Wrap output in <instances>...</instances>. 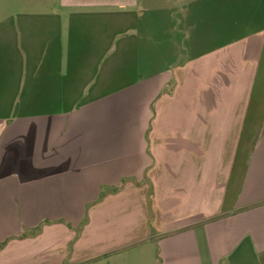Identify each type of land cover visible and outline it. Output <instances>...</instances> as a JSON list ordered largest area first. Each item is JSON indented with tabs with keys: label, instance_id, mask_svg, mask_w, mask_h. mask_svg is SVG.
Returning a JSON list of instances; mask_svg holds the SVG:
<instances>
[{
	"label": "crops",
	"instance_id": "obj_1",
	"mask_svg": "<svg viewBox=\"0 0 264 264\" xmlns=\"http://www.w3.org/2000/svg\"><path fill=\"white\" fill-rule=\"evenodd\" d=\"M0 264H264V0L2 19Z\"/></svg>",
	"mask_w": 264,
	"mask_h": 264
},
{
	"label": "rangeland",
	"instance_id": "obj_2",
	"mask_svg": "<svg viewBox=\"0 0 264 264\" xmlns=\"http://www.w3.org/2000/svg\"><path fill=\"white\" fill-rule=\"evenodd\" d=\"M50 0H0V21L8 14L41 12Z\"/></svg>",
	"mask_w": 264,
	"mask_h": 264
},
{
	"label": "trees",
	"instance_id": "obj_3",
	"mask_svg": "<svg viewBox=\"0 0 264 264\" xmlns=\"http://www.w3.org/2000/svg\"><path fill=\"white\" fill-rule=\"evenodd\" d=\"M40 229H37V231H39Z\"/></svg>",
	"mask_w": 264,
	"mask_h": 264
}]
</instances>
